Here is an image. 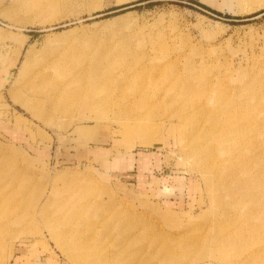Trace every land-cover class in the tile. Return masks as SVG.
Instances as JSON below:
<instances>
[{
  "label": "rangeland",
  "instance_id": "rangeland-1",
  "mask_svg": "<svg viewBox=\"0 0 264 264\" xmlns=\"http://www.w3.org/2000/svg\"><path fill=\"white\" fill-rule=\"evenodd\" d=\"M215 105L264 147V0H0V264H264V162L216 199L192 154Z\"/></svg>",
  "mask_w": 264,
  "mask_h": 264
},
{
  "label": "bare ground",
  "instance_id": "bare-ground-1",
  "mask_svg": "<svg viewBox=\"0 0 264 264\" xmlns=\"http://www.w3.org/2000/svg\"><path fill=\"white\" fill-rule=\"evenodd\" d=\"M47 56L44 57L41 66L37 69V71L33 75V78L31 79L28 93L33 97L26 100L27 103H30L32 100H35L37 98L38 100H41L44 97L51 95L52 90L61 86V80H65L68 78V76L64 72H62V70H65V67L67 66L63 62V59H60V57H56L55 55V58H50ZM79 74V72H76L77 78L81 80L83 78V75ZM189 90L191 89L186 88V90H184V94ZM214 109L217 110V113L212 118L213 125L211 124L209 128H202V131L210 134L211 143L212 145H215L221 160L211 150H207L209 155H206L204 152L199 153L195 146H193L194 148L192 154L199 161H206L208 167L217 176L218 186L213 187V195L216 199H218L223 196V190L220 189L222 187L221 183L223 180V176L221 175L222 172H219L218 169L228 170V172L232 174H250L252 165L264 162V147L257 142L256 137L252 136L253 134L249 135L248 126H245L233 116L231 118H228L222 110L217 109V105H215ZM194 118V114L189 116V119ZM134 124L135 120L126 117V121H123L121 125H123L122 127L126 129L125 132H128V129H134L132 128L135 126ZM191 127L192 135H194L195 138H198L199 136H197L196 134L201 135V131L198 127V129H195L194 126ZM131 139H135L134 142H138L137 137ZM144 142L146 143V141ZM201 156H204L205 160H202L200 158ZM259 205V213L261 214L257 216H260V222L263 223L264 202L260 201ZM77 248L78 246H75L73 249ZM89 264L96 263L94 261H91L89 262Z\"/></svg>",
  "mask_w": 264,
  "mask_h": 264
},
{
  "label": "crops",
  "instance_id": "crops-1",
  "mask_svg": "<svg viewBox=\"0 0 264 264\" xmlns=\"http://www.w3.org/2000/svg\"><path fill=\"white\" fill-rule=\"evenodd\" d=\"M149 154H151V152H148V153H144V152H139V155L136 156L137 154H132V156H130V158L134 161V164H137V172H135V168L132 169L131 172H133L131 175L133 176H137L136 178L140 177L142 179V176L144 175H147V172L148 171V176H150V178H152L153 176H157L158 178V175H155V172H156V167L154 166L155 164L151 163V162H154V159H149V157H152V155L150 156ZM148 157V158H146ZM150 160V164L149 166L147 167L146 166V161ZM145 173V174H144ZM127 174H130V172H127ZM164 177V176H162ZM157 178L154 180V181H157ZM168 187V186H165L164 187V190L165 188ZM170 188V187H168Z\"/></svg>",
  "mask_w": 264,
  "mask_h": 264
}]
</instances>
